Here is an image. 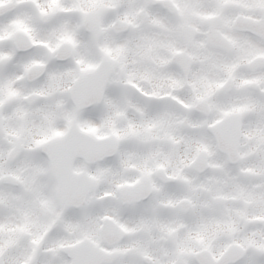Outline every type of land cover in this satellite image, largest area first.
I'll return each mask as SVG.
<instances>
[{"label":"clouds","instance_id":"1","mask_svg":"<svg viewBox=\"0 0 264 264\" xmlns=\"http://www.w3.org/2000/svg\"><path fill=\"white\" fill-rule=\"evenodd\" d=\"M0 264H264V0H0Z\"/></svg>","mask_w":264,"mask_h":264},{"label":"snow or ice","instance_id":"2","mask_svg":"<svg viewBox=\"0 0 264 264\" xmlns=\"http://www.w3.org/2000/svg\"><path fill=\"white\" fill-rule=\"evenodd\" d=\"M56 135H60V133H59V132H57V133H56Z\"/></svg>","mask_w":264,"mask_h":264}]
</instances>
